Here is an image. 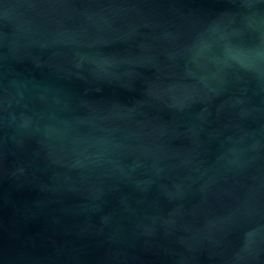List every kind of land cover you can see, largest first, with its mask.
<instances>
[{"label": "water", "instance_id": "1", "mask_svg": "<svg viewBox=\"0 0 264 264\" xmlns=\"http://www.w3.org/2000/svg\"><path fill=\"white\" fill-rule=\"evenodd\" d=\"M0 264H264V0H0Z\"/></svg>", "mask_w": 264, "mask_h": 264}]
</instances>
